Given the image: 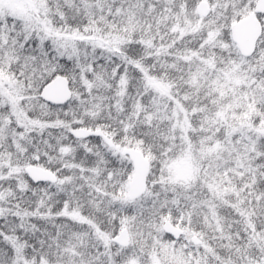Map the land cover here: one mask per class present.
<instances>
[{"label": "snow or ice", "instance_id": "obj_1", "mask_svg": "<svg viewBox=\"0 0 264 264\" xmlns=\"http://www.w3.org/2000/svg\"><path fill=\"white\" fill-rule=\"evenodd\" d=\"M0 264H264V0H0Z\"/></svg>", "mask_w": 264, "mask_h": 264}]
</instances>
